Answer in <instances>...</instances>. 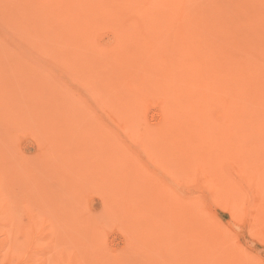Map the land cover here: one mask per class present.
I'll list each match as a JSON object with an SVG mask.
<instances>
[{
  "label": "bare ground",
  "instance_id": "obj_1",
  "mask_svg": "<svg viewBox=\"0 0 264 264\" xmlns=\"http://www.w3.org/2000/svg\"><path fill=\"white\" fill-rule=\"evenodd\" d=\"M29 2L42 11L33 17L29 9V14L40 21L54 56L80 70L88 83L79 98L101 114L91 105L82 108L98 114L95 133L61 160L63 168L86 172L84 180L97 185L100 211L83 214L73 201L86 185L76 187L63 168L55 172V205L74 219L79 210L80 225L70 230L81 235L82 246L95 253L103 227L114 220L129 224L124 229L131 242L137 240L136 232L140 239L230 240L229 224L243 221L244 213L249 231L264 240V0ZM101 28L112 31L103 45L94 39ZM15 103V115L45 113L40 119H49L52 113ZM154 105L158 119L146 121L143 132L135 133L132 122L146 117ZM61 108L66 113L77 109ZM140 154L159 165L162 176L141 167ZM140 179L143 185L137 183ZM200 179L204 190H196L198 196L183 194L184 186ZM38 183L44 181L34 185L40 192ZM44 188L52 194L46 192L49 196L41 200L54 199L52 190ZM206 191L229 220L206 212ZM27 192L28 198L34 195ZM27 215L28 226L15 227L20 237L0 242V256L11 257L17 239H29L39 216Z\"/></svg>",
  "mask_w": 264,
  "mask_h": 264
},
{
  "label": "rangeland",
  "instance_id": "obj_2",
  "mask_svg": "<svg viewBox=\"0 0 264 264\" xmlns=\"http://www.w3.org/2000/svg\"><path fill=\"white\" fill-rule=\"evenodd\" d=\"M35 7V3L29 0H0V242L5 237H20L15 227L28 226L27 214L31 212L39 216L36 215L38 220H34L29 231V239H17L15 253L7 258L2 254L0 264H58L56 259L60 258L63 261L61 264H264V240L249 231L247 213H244L243 221L229 224L226 234L233 237L230 240H153L145 236L140 239L141 232H136L137 240L131 242L129 233L124 229L129 228V224L114 220L103 227L95 253L82 246L81 235L75 234L76 238L70 230L72 225H80L79 210L74 219L71 213H65L66 208L55 205H59L54 192L56 182L59 181L55 172L57 168H63L61 160L65 155L71 154V150L95 133L98 114L81 112L82 108L89 105L95 107L78 96L81 93L85 95L89 85L83 83L80 70L67 68L61 64L58 56H54L47 35L42 36L39 30L40 21L30 17L29 9L34 11L33 17L41 15V9ZM111 38L112 31L108 28L97 30L94 37L102 45ZM15 101L29 103L53 114L50 113L49 119H40L45 113L34 114L32 117H28L30 115L27 113L15 115L18 107ZM61 107L77 109L66 113ZM20 116L27 120H16ZM157 119L158 107L154 105L146 117L141 116L139 122H132L131 128L135 133L143 132L146 121L152 123ZM57 139L62 142L61 145H56ZM139 159L141 167L162 176L159 165L150 163L143 154H140ZM24 162L29 164L26 166ZM80 163L78 161L77 164ZM63 169L67 179L73 181L75 186L86 185L78 195V200L73 203L80 205L83 214L87 211L92 215L100 211L98 208L103 200L97 192V185L91 184L93 181L90 179L84 180L86 172L80 173L73 167ZM34 180L44 181L42 186L36 184L40 186V192L34 187L37 182L33 183ZM20 183L26 186L21 187ZM137 183L143 185V179ZM44 187L52 190L56 203L51 199L52 196L41 200L50 194L49 189L46 191ZM202 188L200 179L188 188L184 186L183 194L190 192L189 196L195 197L198 196L196 190L202 191ZM28 190L35 196L37 194L35 198L32 195L35 201H30L33 199L31 195L30 199L26 197ZM77 193L80 192H73ZM204 194L206 212L221 220H229L230 215L211 202L208 191ZM42 195L44 197L41 198ZM24 199L32 208L35 207V212ZM23 204L27 206L28 213Z\"/></svg>",
  "mask_w": 264,
  "mask_h": 264
}]
</instances>
